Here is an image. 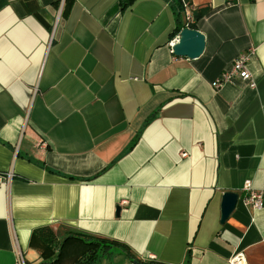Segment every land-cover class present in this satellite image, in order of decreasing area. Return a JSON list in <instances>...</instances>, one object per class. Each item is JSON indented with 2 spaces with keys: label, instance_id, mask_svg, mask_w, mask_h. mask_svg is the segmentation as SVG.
<instances>
[{
  "label": "crops",
  "instance_id": "1",
  "mask_svg": "<svg viewBox=\"0 0 264 264\" xmlns=\"http://www.w3.org/2000/svg\"><path fill=\"white\" fill-rule=\"evenodd\" d=\"M187 2L192 60L169 47L166 0H0V264H74L94 240L123 263L264 264V205L242 192L264 187V0ZM250 50L256 87L216 88ZM41 229L50 258L30 245Z\"/></svg>",
  "mask_w": 264,
  "mask_h": 264
},
{
  "label": "built area",
  "instance_id": "2",
  "mask_svg": "<svg viewBox=\"0 0 264 264\" xmlns=\"http://www.w3.org/2000/svg\"><path fill=\"white\" fill-rule=\"evenodd\" d=\"M233 1V0H230ZM184 15L186 19L185 27L189 28L188 25L192 24L193 17H192V8L186 0H181ZM178 36L171 40L169 43L170 49H172L173 45L177 41ZM252 54V50L240 53L234 59L232 63V67L230 71L220 75L218 79L214 82V86L216 88H220L222 85L227 83H233L236 80H240L245 83L250 88H255L256 83L247 69V62L248 58ZM186 154L182 153L181 157H185ZM13 179L12 171H7L6 173L0 174V189H8ZM242 192L245 193L243 197L244 205L250 207L253 210H260L263 208L264 205V187L260 190H256L252 187L250 181H245L242 186ZM148 260H154L153 257H149ZM15 264H26L25 258L23 253L20 250H16L15 252ZM230 264H247L245 262V258L242 252L236 253L232 259L230 260Z\"/></svg>",
  "mask_w": 264,
  "mask_h": 264
},
{
  "label": "trees",
  "instance_id": "3",
  "mask_svg": "<svg viewBox=\"0 0 264 264\" xmlns=\"http://www.w3.org/2000/svg\"><path fill=\"white\" fill-rule=\"evenodd\" d=\"M135 0H120L121 8L122 10L131 5ZM169 2L171 8L174 10V12L177 15V21L178 25L175 30V33L173 36H176L183 28H185V25H180L179 22V16L184 13L183 5L181 0H166ZM187 1V0H186ZM188 27L190 29H196L194 24H189ZM73 240H80L75 237H68L65 240L62 241V243H67L69 241ZM52 243H55V238L52 236V234L48 230H38L32 234L30 245L34 247L40 248L45 256V258H50V253L53 251ZM87 246H89V253L88 255L84 256V258L77 260L74 264H99L102 259H107L110 255V249L117 248L121 253H123L126 257H129V255L125 252V248L121 247V245H110L105 241H87L84 242ZM45 264V263H44ZM51 264V263H49ZM55 264V262H53Z\"/></svg>",
  "mask_w": 264,
  "mask_h": 264
},
{
  "label": "water",
  "instance_id": "4",
  "mask_svg": "<svg viewBox=\"0 0 264 264\" xmlns=\"http://www.w3.org/2000/svg\"><path fill=\"white\" fill-rule=\"evenodd\" d=\"M205 48L204 35L194 29L183 28L171 51L174 56L195 59L202 55ZM238 196L235 193L226 192L222 195L221 222H225L237 204ZM119 209L117 208V211ZM129 264H147L136 259H130Z\"/></svg>",
  "mask_w": 264,
  "mask_h": 264
},
{
  "label": "rangeland",
  "instance_id": "5",
  "mask_svg": "<svg viewBox=\"0 0 264 264\" xmlns=\"http://www.w3.org/2000/svg\"><path fill=\"white\" fill-rule=\"evenodd\" d=\"M103 264H129V263H123V262L117 261L116 258L111 254L107 258V260H104Z\"/></svg>",
  "mask_w": 264,
  "mask_h": 264
},
{
  "label": "flooded vegetation",
  "instance_id": "6",
  "mask_svg": "<svg viewBox=\"0 0 264 264\" xmlns=\"http://www.w3.org/2000/svg\"><path fill=\"white\" fill-rule=\"evenodd\" d=\"M139 261H142L143 263H147V264H157V263H154L150 260L146 261V260H139Z\"/></svg>",
  "mask_w": 264,
  "mask_h": 264
}]
</instances>
